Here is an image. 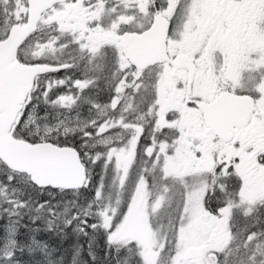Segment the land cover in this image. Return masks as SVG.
<instances>
[{
  "label": "snow or ice",
  "instance_id": "obj_1",
  "mask_svg": "<svg viewBox=\"0 0 264 264\" xmlns=\"http://www.w3.org/2000/svg\"><path fill=\"white\" fill-rule=\"evenodd\" d=\"M0 264H264V0H0Z\"/></svg>",
  "mask_w": 264,
  "mask_h": 264
},
{
  "label": "trees",
  "instance_id": "obj_2",
  "mask_svg": "<svg viewBox=\"0 0 264 264\" xmlns=\"http://www.w3.org/2000/svg\"><path fill=\"white\" fill-rule=\"evenodd\" d=\"M40 238H42V239H51L54 242H57V241H55V237H51L50 238L47 235V233H41ZM74 241H75V237H70L67 241L63 242L64 248H68L72 243H74Z\"/></svg>",
  "mask_w": 264,
  "mask_h": 264
},
{
  "label": "rangeland",
  "instance_id": "obj_3",
  "mask_svg": "<svg viewBox=\"0 0 264 264\" xmlns=\"http://www.w3.org/2000/svg\"><path fill=\"white\" fill-rule=\"evenodd\" d=\"M99 246L102 248L103 247V240L99 239Z\"/></svg>",
  "mask_w": 264,
  "mask_h": 264
}]
</instances>
